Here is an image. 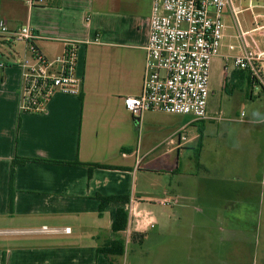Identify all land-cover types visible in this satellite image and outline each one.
<instances>
[{
	"label": "crops",
	"instance_id": "1",
	"mask_svg": "<svg viewBox=\"0 0 264 264\" xmlns=\"http://www.w3.org/2000/svg\"><path fill=\"white\" fill-rule=\"evenodd\" d=\"M28 1L0 0V18L11 29L32 27L35 46L50 59L77 43L82 87L79 95L55 93L40 112L21 113L20 64L30 52L24 42L23 59L6 53L1 47L17 40L0 38V264H121L125 254L99 252L116 238L121 208L129 236L119 235L147 242V264H235L252 253L264 264V90L234 67L240 41L230 12L212 68L223 77L221 89L249 107H208L206 120L151 111L139 124L123 98L142 92L153 0ZM243 4L234 0L242 29L263 27L264 0ZM253 36L264 44L258 31ZM16 157L32 161L14 168L10 213ZM76 161L113 168L90 176L86 166L53 163ZM99 196L129 200L111 202L100 216Z\"/></svg>",
	"mask_w": 264,
	"mask_h": 264
},
{
	"label": "built area",
	"instance_id": "2",
	"mask_svg": "<svg viewBox=\"0 0 264 264\" xmlns=\"http://www.w3.org/2000/svg\"><path fill=\"white\" fill-rule=\"evenodd\" d=\"M37 2L29 0L28 4L33 6ZM226 10L238 24L240 51L232 56L234 67L249 71L252 86L264 89V44L258 45L253 36L260 28L242 29L237 19L242 11L235 9L234 0H153L142 92L123 98L125 109L136 122L140 124L142 116L151 111L209 119L211 68L225 38ZM261 36L264 42V35ZM0 38L23 41L30 52V57L20 64L23 72L21 113L42 111L57 92L80 94L82 80L76 75L77 43L66 42L63 54L50 59L35 46L39 35L32 27L11 29L2 18ZM230 49L235 46L231 45ZM180 140H186V136L180 135Z\"/></svg>",
	"mask_w": 264,
	"mask_h": 264
},
{
	"label": "rangeland",
	"instance_id": "3",
	"mask_svg": "<svg viewBox=\"0 0 264 264\" xmlns=\"http://www.w3.org/2000/svg\"><path fill=\"white\" fill-rule=\"evenodd\" d=\"M244 4L243 6H248L249 0H243ZM257 10V9H253ZM227 10L224 12L226 15ZM244 17H247L249 21H252L251 13L246 12ZM259 26H263L260 28L258 31V34L264 35V19H262V22L259 23ZM260 37V36H259ZM261 40V37H260ZM1 49L6 52V53H11L14 54L17 58L20 57L21 59L24 58L25 55V43L22 41H16L13 45H6L5 47H1ZM223 84V77L220 74V72L217 69L212 68L211 70V75H210V95L208 98V107H213V108H220L223 107L226 110H231V109H242V107H245L247 109L249 107L248 102H241L243 105L245 104L246 106H242L239 102L238 96H234L232 92H230V88L228 91L222 90ZM261 90H264L262 87H260ZM243 109V110H245ZM245 112V111H244ZM168 179H161L159 180L160 184L165 183ZM262 202H264V196H262ZM161 211V207L156 208V210ZM190 229H178L177 227L172 229V232H183L184 234H189ZM151 231V230H150ZM191 234H194V230L191 231ZM262 246V245H261ZM147 247L148 244L146 243H140L139 241H133L130 240L129 238L127 239L126 242V249H125V255L124 258L121 262V264H147L148 259H147ZM261 257L259 254L252 253L250 258H245L244 260L238 259L235 260V264H260L261 263ZM170 264H198V261L195 260H184V261H177V260H172L169 261ZM199 263L202 264H209V261H199Z\"/></svg>",
	"mask_w": 264,
	"mask_h": 264
},
{
	"label": "trees",
	"instance_id": "4",
	"mask_svg": "<svg viewBox=\"0 0 264 264\" xmlns=\"http://www.w3.org/2000/svg\"><path fill=\"white\" fill-rule=\"evenodd\" d=\"M2 80V79H1ZM32 161L30 159H22L19 157H16L13 162V168H12V175H11V198L9 202V211L10 213H13V204H14V194H13V188H12V182L14 179V168L17 164L26 163ZM56 164H65V165H83L88 167L89 175L91 176L93 171L98 168H113L112 166L103 165V164H89V163H81V162H70V163H63V162H53ZM100 200V208H99V215L102 216L105 212L106 208L111 202L117 201V202H128L129 197L127 196H99ZM129 223V213L121 208L118 209L116 212L115 220L112 225V231L116 235V238L111 241L108 245L103 247L102 249H99L100 253H103L108 258L110 256H123L125 254L126 249V239L125 237L119 235V233L125 232L127 230ZM3 264H5V261H3Z\"/></svg>",
	"mask_w": 264,
	"mask_h": 264
}]
</instances>
